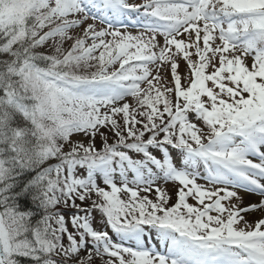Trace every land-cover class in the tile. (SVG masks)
I'll list each match as a JSON object with an SVG mask.
<instances>
[{
    "label": "snow or ice",
    "instance_id": "obj_1",
    "mask_svg": "<svg viewBox=\"0 0 264 264\" xmlns=\"http://www.w3.org/2000/svg\"><path fill=\"white\" fill-rule=\"evenodd\" d=\"M0 264H264V0H0Z\"/></svg>",
    "mask_w": 264,
    "mask_h": 264
}]
</instances>
